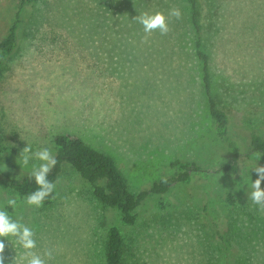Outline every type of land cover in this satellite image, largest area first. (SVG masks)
Instances as JSON below:
<instances>
[{
    "label": "rangeland",
    "instance_id": "obj_1",
    "mask_svg": "<svg viewBox=\"0 0 264 264\" xmlns=\"http://www.w3.org/2000/svg\"><path fill=\"white\" fill-rule=\"evenodd\" d=\"M69 1H79L80 9L69 10L62 0L40 1L46 16L41 31L64 33L66 49L53 44L38 47L31 42L44 40L36 36L0 73V139L6 147L0 157V208L34 230L37 246L32 251L43 256L52 249L54 259L48 264H90V249H99L108 228L116 224L124 235L127 262L194 264L206 202L224 228L229 213L234 224L251 225L261 234L264 212L248 194L257 179L252 169L264 166V155L252 152L243 157L236 173L216 172L221 163L232 161L231 153L208 111L203 63L195 53L194 28L185 9L180 22L168 21L167 35L151 34L158 38L157 48L141 50L139 56L132 47L137 38L119 24H114V35L121 40L117 46L83 43L84 15L94 13L102 23L105 17L120 19V4L132 0ZM178 1L185 5V0ZM18 2L0 0V39ZM199 2L212 92L230 117V135L249 149L252 133L264 136V0ZM74 20L80 22L69 26ZM100 37L98 33L91 41ZM59 132L75 133L110 152L136 192L171 175L176 158L196 161L204 170L190 185H178L164 195L166 207L156 197L145 201L134 226L124 225L117 210L104 207L70 164H64L56 182L54 202L30 206L8 187L6 175L24 176L41 163L33 157L27 166L22 164L20 153L27 144L32 153L50 148L55 155L52 138ZM229 188L237 199L230 207L218 194ZM10 198L17 200L14 209L7 205ZM0 239L4 253L17 246L19 259L26 251L15 237Z\"/></svg>",
    "mask_w": 264,
    "mask_h": 264
},
{
    "label": "trees",
    "instance_id": "obj_2",
    "mask_svg": "<svg viewBox=\"0 0 264 264\" xmlns=\"http://www.w3.org/2000/svg\"><path fill=\"white\" fill-rule=\"evenodd\" d=\"M40 1L19 0L14 19L6 35L0 39V73L7 63L15 59L22 46L36 36H40L42 37L41 40H44V42L39 41L38 43L31 42L38 47L53 44L61 47V49H66L68 40L64 33L59 30H56L57 32L50 30H47V32L41 31V25L46 16L45 10L41 8ZM134 1L125 3L123 1L120 4V9L119 7L118 9L123 13V18L121 17L120 19L117 17L114 20L105 17L103 18L105 22L102 23L100 17L93 16L94 13L89 16L84 15L83 25L81 26L82 32L83 30L85 31V41L83 43H90L91 46H100L103 43L114 47L117 46L116 44L120 43L121 40L118 41L114 35V24L115 26L119 24L120 27L126 30L127 35L131 33L137 38L132 47L136 48V52L141 56V50L147 52L149 48L156 47L154 44H158V38L152 35L147 42H144L145 33L143 26L133 20V18L141 12L155 13L160 11L167 15L168 11L173 7L179 8L183 14L185 9V14L194 28L195 53L203 63V85L208 100V111L215 122V128L219 136L231 153L232 161L227 160L221 163L216 172L236 173L243 157H248L252 152L264 155V136L252 133L249 137V149H246L243 140L234 138L229 133L230 117L220 105L217 96L212 92L209 54L204 49L207 30L205 33L199 0H185L184 6L179 4L178 0ZM62 2L67 9L70 8L69 10H77L81 7L79 1L62 0ZM65 13L67 14V12ZM68 18L70 19L71 17ZM62 19L64 17L58 20ZM169 20L174 25L180 22V19L177 20L174 17L169 18ZM78 22L80 20H74L69 26H73ZM107 23L111 27H108ZM64 24L65 21H62L61 25ZM98 33L101 37L91 41L93 38H97ZM52 141L57 164L49 174L48 179L55 184V189L49 197L45 198L42 206L47 207L54 202L56 182L63 171L64 164H70L90 185L93 196L104 207L117 210L120 213L122 223L127 226L137 224L140 216L139 207L149 198L156 197L158 202L163 207H166V203L162 200L164 195L178 185H190L195 174L204 170L203 165L196 161L176 158L171 162V167L174 168V172L171 175H164L149 188L136 192L132 190L124 171L110 152L97 148L81 136L71 132L56 133ZM5 151L6 147L0 139V157ZM6 176L8 187L25 202L27 195L38 188L34 178L31 177V173L24 176ZM231 189H224L221 193L218 191V194L223 198L224 202H227L229 207L234 205L237 200L235 192ZM208 207L207 202L204 203L205 221L200 225L201 234L198 233L199 238H196L197 257L194 264H264V227L261 234L260 232L254 233L251 225H249L250 227H245L244 223L234 224L236 222L232 220L229 213H226L227 220L225 222L227 223V228H224L222 221L219 224L218 215H213V212ZM253 236L255 238H251ZM17 245L19 246V244ZM15 248H10V250L12 249L10 254L9 250L4 253L5 264H13L15 257L17 261L19 260L16 256L17 250ZM126 250L122 229L114 224L108 228L102 246L99 249L97 248V250L96 248L90 249L88 263L131 264L127 262ZM132 261L133 264H147L141 259L140 261L135 259Z\"/></svg>",
    "mask_w": 264,
    "mask_h": 264
},
{
    "label": "clouds",
    "instance_id": "obj_3",
    "mask_svg": "<svg viewBox=\"0 0 264 264\" xmlns=\"http://www.w3.org/2000/svg\"><path fill=\"white\" fill-rule=\"evenodd\" d=\"M173 17L177 20L182 18V12L179 8H171L167 15L160 11L155 13L141 12L133 20L143 26L145 33L143 41L147 42L155 31H159L161 35H167L170 31L168 21L169 18ZM20 154L22 155V164L24 166H27L33 157L41 162L39 165L34 164L31 172V177L34 178L38 188L26 197L28 205L41 207L45 198L49 197L55 189V184L48 179V176L57 164L56 156L50 148H43L32 153V149L28 144L22 149ZM257 155L259 160L261 155ZM252 170L257 174V179L251 182L252 190L248 194V199H251L253 204L264 212V188H261V183L264 181V166L256 165ZM7 205L14 209L17 206V200L10 198L7 201ZM5 237H15L16 243L26 250L20 256L19 261L16 260V257L14 258L13 264H48L49 260L54 259L52 249L45 250L43 256L32 251L37 246L34 230L21 223L20 220H14L7 210L0 208V238ZM4 251L5 242L4 239H0V264H5Z\"/></svg>",
    "mask_w": 264,
    "mask_h": 264
}]
</instances>
